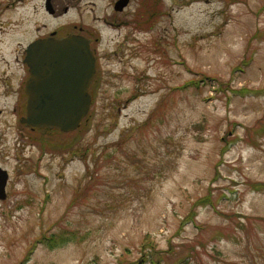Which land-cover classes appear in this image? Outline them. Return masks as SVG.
<instances>
[{"label": "rangeland", "instance_id": "1", "mask_svg": "<svg viewBox=\"0 0 264 264\" xmlns=\"http://www.w3.org/2000/svg\"><path fill=\"white\" fill-rule=\"evenodd\" d=\"M9 1L0 264L32 244L25 264H136L145 251L160 264H264V0H57V14ZM74 25L99 36L91 110L71 132L33 129L20 122L24 49Z\"/></svg>", "mask_w": 264, "mask_h": 264}, {"label": "water", "instance_id": "2", "mask_svg": "<svg viewBox=\"0 0 264 264\" xmlns=\"http://www.w3.org/2000/svg\"><path fill=\"white\" fill-rule=\"evenodd\" d=\"M23 60L30 75L25 85L27 112L21 122L64 132L76 130L92 105L89 87L96 73V56L90 40L80 34L36 38L27 46ZM8 173L0 166L2 200L7 197Z\"/></svg>", "mask_w": 264, "mask_h": 264}, {"label": "trees", "instance_id": "3", "mask_svg": "<svg viewBox=\"0 0 264 264\" xmlns=\"http://www.w3.org/2000/svg\"><path fill=\"white\" fill-rule=\"evenodd\" d=\"M96 85V84H95ZM186 87V86H185ZM188 87V86H187ZM96 88H94V90H95ZM61 131V130H60ZM63 132V131H62ZM254 186L256 187V189H264V185L263 184H261V183H255L254 184ZM149 238H152L151 236H149ZM38 241L40 242V243H45V244H48V246H50V247H54V246H57V245H59L60 244V242H64L65 240H64V236L63 235H55V234H51V235H48V234H46V233H44V234H42V236H40V238H38ZM146 244H148L149 245V247L151 246V248H154V246H152V245H154V244H152L151 242H148V241H146ZM35 246L36 245H34V244H32V246H31V248L29 249V253H28V255H27V257H26V259L21 263V264H25V261H27L28 259H30L31 258V254L33 253V250H34V248H35ZM146 248V247H145ZM171 251V249L170 250H168V253H171L170 252ZM143 255L138 259V261L136 262V264H143V263H145L146 261L148 262H151V263H156V264H158L160 261H161V259H164V257H162V255L159 257V258H157L158 260L156 261V259L153 257L156 253H154V252H149V251H145V252H143L142 253ZM160 264V263H159Z\"/></svg>", "mask_w": 264, "mask_h": 264}, {"label": "flooded vegetation", "instance_id": "4", "mask_svg": "<svg viewBox=\"0 0 264 264\" xmlns=\"http://www.w3.org/2000/svg\"><path fill=\"white\" fill-rule=\"evenodd\" d=\"M131 0H113V2H116V3H114L115 4V7L116 8H120L121 7V5H123V2H126V4L127 3H129ZM9 2H14V0L12 1H9ZM45 2H46V6H48V10L50 11V12H52V14H57V9H56V7H55V5H57V3H59L57 0H45ZM64 10L65 11H67L68 10V7L66 6L65 8H64ZM78 30V31H76V29ZM61 30H62V28L61 27H59L58 29H56V30H52L48 35H52V34H54L55 36H64V35H68V34H71V33H77V34H83V36H86V37H88L89 39H90V42H91V47H92V43H93V41H98V37L96 36V38L93 36V33L91 32V30L90 29H85L84 28V26L83 27H78V25H74V27H73V31L72 32H68V31H66L65 33H63V34H59V33H61ZM48 35H46V36H48ZM94 44H95V42H94ZM93 51H94V49H93ZM94 53H95V51H94ZM24 59V58H23ZM25 64V63H24ZM27 67V66H26ZM28 69V67L25 69V70H27ZM27 73H28V75H29V71L27 70L26 71ZM97 72H98V68H97V70H96V74H95V76H94V79H93V81H92V83H91V85H90V88H89V92H90V94L92 95V97H94V89H93V86H94V83L96 82V75H97ZM25 92V91H24Z\"/></svg>", "mask_w": 264, "mask_h": 264}]
</instances>
